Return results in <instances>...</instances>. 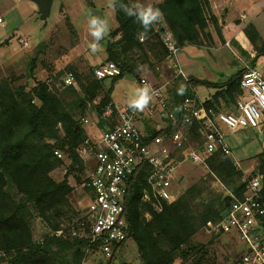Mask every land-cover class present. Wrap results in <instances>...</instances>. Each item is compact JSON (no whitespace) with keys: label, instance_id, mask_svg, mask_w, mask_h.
Wrapping results in <instances>:
<instances>
[{"label":"trees","instance_id":"16d2710c","mask_svg":"<svg viewBox=\"0 0 264 264\" xmlns=\"http://www.w3.org/2000/svg\"><path fill=\"white\" fill-rule=\"evenodd\" d=\"M112 4L118 26L107 38L106 58L107 61L118 63L122 72L110 77V86L96 106V112L100 115L105 106L112 103L114 84L127 74L133 76L135 72V68L123 60L124 57L134 50L147 55L150 51L157 55L155 49L158 47L163 48L160 54L164 58L167 54L160 36L161 27L157 29L156 24H153L147 33L146 44H143L137 38V34L142 31L140 25L122 11V5L133 7L131 0H113ZM155 6L162 10L163 19L179 48L188 44L204 45L206 41L212 44L213 38L208 30L210 25L221 35L219 20L210 0H161ZM244 31L256 51L255 58L264 55V40L255 27L250 24ZM242 52L247 54L243 49ZM242 74L243 69L223 83L193 77L187 80L182 78L178 89L183 87L185 91L182 95L177 91L174 107L169 108L178 122L174 124L167 119L164 132L171 134L184 124L181 105L185 98L195 97V87L216 90L205 101L206 106L224 109L235 103L242 93ZM105 79L94 78L89 82L80 80L81 92L69 86L66 94L71 93L73 96L70 102L56 93L48 81H40L28 90L25 85L14 87L0 79L1 264L83 263L84 240L69 234L57 236L54 232L67 227L80 216L70 200L74 187L69 177L73 175L78 181L81 179L79 171L83 169V162L78 151L83 149L87 138L82 115L87 105L105 91ZM145 126L148 139L162 133L156 131L150 121H145ZM185 126L189 142L181 150L180 158L201 139L196 123ZM56 151L66 154L69 159L65 175L59 181L51 173L65 162L55 154ZM256 157L258 164L253 174L245 178L229 154L222 151L214 153L207 160L209 177L219 180L226 187V192L215 198H206L203 188L195 184L182 192L175 201L166 204L161 212L153 211L140 199L145 172L142 171L137 179L132 178L126 217L142 263L174 264L176 257L180 256L183 259L193 257L191 264H203L206 246L193 242V238L208 222L222 219V212L230 206L225 196L232 194L234 198H241L248 179L259 175L264 200V149ZM35 218L41 219L50 230L38 240L34 238ZM107 264H115L113 257L108 259Z\"/></svg>","mask_w":264,"mask_h":264},{"label":"built area","instance_id":"2783aa9c","mask_svg":"<svg viewBox=\"0 0 264 264\" xmlns=\"http://www.w3.org/2000/svg\"><path fill=\"white\" fill-rule=\"evenodd\" d=\"M16 39L21 45L29 46L25 37L17 36ZM162 41L167 49L169 66L175 69V77L187 80L178 61L180 48L175 39L171 34H165ZM121 72V66L114 61H106L94 70L100 80ZM67 82L75 85V76L70 73ZM169 82L158 84L149 78L140 79L142 87L150 86L153 97L143 111H134L129 105L119 106L112 102L105 106L101 115L94 111L90 117L82 118L83 127H90L91 131L83 149L78 151L83 162V169L79 171L81 179L74 178V184L70 183L74 188L79 186L82 189L78 207L80 216L67 227L54 232L57 236L69 234L84 240L82 264L90 253H102L106 258H112L131 238L126 204L132 178L137 179L142 171L145 172L140 199L153 211L161 212L166 204L176 199L174 179L183 163L207 167V160L214 153L222 151L230 155L224 126L230 131L240 127L263 129L264 74L259 68L244 65L240 81L242 93L228 108L206 106V99L201 100L196 95L185 98L181 105L184 124L171 134L164 132L167 119L174 124L178 119L169 110L166 92ZM155 119L163 121L164 125H154ZM145 121H150L153 128L162 133L148 139ZM191 123L197 124L201 139L180 158L181 150L189 142L185 124ZM55 154L61 157L62 152L56 151ZM262 193L261 177L252 176L241 198H234L231 194L226 215L215 225L219 232L234 234L243 244L236 264H264Z\"/></svg>","mask_w":264,"mask_h":264},{"label":"rangeland","instance_id":"374dc122","mask_svg":"<svg viewBox=\"0 0 264 264\" xmlns=\"http://www.w3.org/2000/svg\"><path fill=\"white\" fill-rule=\"evenodd\" d=\"M156 1L158 0H131V4L133 7L136 4L154 7ZM213 2L219 14L230 18L251 8V0H213ZM112 3L113 0H54L50 16L42 20L38 5L32 0H0L2 20L0 23V79L8 81L14 87L25 85L28 90L40 81H48L56 93L61 95L66 102H70L73 96L71 93L66 94L67 88L73 86L81 92L79 81L89 82L96 78L94 70L107 61L105 57L107 38L109 39L110 33L117 25L116 12ZM257 5L264 6V0L259 1ZM227 8L228 12H226ZM93 9L103 11V19L109 26L108 34L99 41L100 47L96 52L90 48L93 38L88 30V20L93 16L91 14ZM259 10L253 15L264 28V10ZM17 36L25 37L29 41V46L21 45L16 39ZM240 41L244 47L247 46L242 39ZM142 43L146 44V39ZM205 43L210 44L209 41ZM222 43L224 44V41ZM163 46L167 53L164 42ZM162 50L161 47L155 49L157 53H162ZM237 50L241 52L239 48H233L231 45L229 47L218 44L214 49L207 51L209 61L206 60L205 63L208 67L211 65L214 71L219 69L218 73H215V78L222 79L229 73L230 75L236 74L243 69L244 65L238 54L240 52ZM242 57L245 58L244 55ZM257 59V66L264 74V55H260ZM123 60L133 66L135 72L134 79L123 77L114 84L111 99L117 105H130L138 95V89L142 87L140 79L147 77L158 84L170 81L166 92L169 108L174 107L175 94L183 78L175 77L174 68H171L168 63L162 66L158 64L157 68L154 63L150 62L149 56L139 50L130 52ZM213 61L217 63V66ZM226 65L230 72L229 69L226 70ZM70 73L75 76V85L67 82ZM152 73H159V78H153ZM104 83L105 91L89 103L91 107L87 105L82 118H88L94 111L96 112V106L110 86V78H106ZM84 128L89 135L90 127ZM223 131L225 142L231 151V158L247 178L253 174L258 164L257 154L264 149V122L263 129L240 127L235 131H230L224 126ZM61 158L65 162L64 165L51 173L58 181L65 174L67 162H69L66 154L62 153ZM209 172L206 166H197L190 162L183 163L174 179L173 192L176 198L195 184L203 188L206 198H215L224 191L226 192V187L219 180L209 177ZM74 178V176L71 178V184H74ZM81 198L82 189L76 186L70 200L77 210ZM211 223L193 238V242L206 246L207 254L203 264H235L243 251V244L234 234L222 233L215 229L217 222ZM33 230L36 240L50 232L39 218L34 219ZM193 260V257L183 259L178 256L174 264H191ZM107 262L108 258L102 253H90L84 264H107ZM113 262L115 264H143L138 245L133 238H130L115 252Z\"/></svg>","mask_w":264,"mask_h":264},{"label":"crops","instance_id":"0c3cea01","mask_svg":"<svg viewBox=\"0 0 264 264\" xmlns=\"http://www.w3.org/2000/svg\"><path fill=\"white\" fill-rule=\"evenodd\" d=\"M159 1L161 0L156 1L155 5ZM259 1L261 0H251V6H250L251 8H248L249 10L242 11L238 15H235L234 17L230 18V17H227V15L226 17H224L223 14H219L217 6L214 4L213 0H210L212 10L219 20L221 35L218 34V32L216 31V28L213 25H210L208 30L211 32V35L213 38L212 45L206 44V43H204V45L188 44L179 49L178 61L188 79L193 77V78L206 79V80H209L215 83H223L227 79H229L232 75H234V74L230 75L231 73H229L226 77L222 79H217L215 78L216 77L215 73L216 72L218 73L219 69H217V71H214L211 65L210 67H208L207 64L205 63L206 60L209 61L207 51L214 49L215 46H218V44L226 45L229 47L231 45L233 48H239L241 52L239 50H237V52L238 51L240 52L238 54L240 55V60L242 61L243 65L249 64L251 66H255L259 68L257 66L258 59L255 58L256 51L254 50L253 45L250 43L244 31L245 28L251 24L255 27L259 36L264 40V31H263L264 28L263 26H260V24L257 22L256 16L253 15L255 14V12H257L258 9L264 10L263 5H259V6L257 5ZM155 5L154 7H156ZM228 11L229 9L227 8L226 12ZM155 24H156L155 26L157 29L161 27L160 29L161 39H163V36L165 34L172 35L164 19L160 20L159 22ZM117 26L118 24L116 25V27ZM240 39H242L246 43L247 45L246 47H244L241 44L242 42L240 41ZM223 41H224V44L222 43ZM242 49L245 50L247 54H244L242 52ZM242 55H244L245 58H243ZM148 56H149L150 62L154 63L155 66H157V68H158V64H161V66L166 65L167 63L169 64V62L167 61V54L164 58V56L161 55L160 53L156 55L149 51ZM105 57H107V54ZM253 58H255V60ZM213 63L215 64V66H217V63L215 61H213ZM227 67L228 66L226 65V70L229 69ZM228 71L230 72V69ZM152 76L153 78H159V73H152ZM193 91L195 92V95L198 96L201 100H205V99L207 100L216 90L214 88L208 89L203 86H198V87L193 88ZM112 102L114 104H117L113 100ZM153 122H154V125H157V124L161 126L164 125V122L163 121L161 122L158 119H155ZM263 135H264V131H263ZM237 163L239 164V161H237ZM63 177L60 180H62ZM71 178H73V175L70 176V183H71Z\"/></svg>","mask_w":264,"mask_h":264},{"label":"clouds","instance_id":"9594fccd","mask_svg":"<svg viewBox=\"0 0 264 264\" xmlns=\"http://www.w3.org/2000/svg\"><path fill=\"white\" fill-rule=\"evenodd\" d=\"M114 7V4H113ZM122 11L127 17L134 18L142 31L137 34V38L143 42L147 38V33L151 26L163 19L161 9L146 4H136L134 7L122 5ZM88 30L93 38L90 48L93 52L99 50V41L104 39L108 32L109 26L101 16H92L88 20ZM150 86H143L138 89V95L131 101L129 107L134 111H143L153 99ZM185 89L181 87L178 92L183 94Z\"/></svg>","mask_w":264,"mask_h":264},{"label":"water","instance_id":"95a60500","mask_svg":"<svg viewBox=\"0 0 264 264\" xmlns=\"http://www.w3.org/2000/svg\"><path fill=\"white\" fill-rule=\"evenodd\" d=\"M32 1L38 5V12L40 14V18L42 20H46L50 16L51 8H52L54 0H32ZM91 14L93 16H101L102 18L104 17L103 11L99 10V9H93L91 11ZM125 77L130 78V79H134V77L132 75H129V74H127ZM71 168H72V171H74V167L72 165H71ZM225 200H227L226 203L229 204L232 200V195L231 194L226 195ZM226 213H227V210L225 209L222 212V217L225 216Z\"/></svg>","mask_w":264,"mask_h":264}]
</instances>
